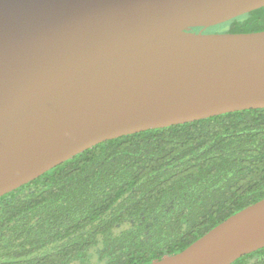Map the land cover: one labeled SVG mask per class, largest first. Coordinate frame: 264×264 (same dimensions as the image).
<instances>
[{
    "label": "water",
    "instance_id": "95a60500",
    "mask_svg": "<svg viewBox=\"0 0 264 264\" xmlns=\"http://www.w3.org/2000/svg\"><path fill=\"white\" fill-rule=\"evenodd\" d=\"M264 0H0V196L99 142L264 108V29L190 31ZM264 246V197L147 264Z\"/></svg>",
    "mask_w": 264,
    "mask_h": 264
},
{
    "label": "trees",
    "instance_id": "16d2710c",
    "mask_svg": "<svg viewBox=\"0 0 264 264\" xmlns=\"http://www.w3.org/2000/svg\"><path fill=\"white\" fill-rule=\"evenodd\" d=\"M223 23L263 30L264 6ZM263 197L264 108L121 135L0 196V264H147Z\"/></svg>",
    "mask_w": 264,
    "mask_h": 264
},
{
    "label": "rangeland",
    "instance_id": "374dc122",
    "mask_svg": "<svg viewBox=\"0 0 264 264\" xmlns=\"http://www.w3.org/2000/svg\"><path fill=\"white\" fill-rule=\"evenodd\" d=\"M227 27L228 26L222 22V23L215 24V25H212V26L207 27L203 32H205V33H220V32H226L227 31ZM71 264H73V263H71Z\"/></svg>",
    "mask_w": 264,
    "mask_h": 264
},
{
    "label": "flooded vegetation",
    "instance_id": "af4514ba",
    "mask_svg": "<svg viewBox=\"0 0 264 264\" xmlns=\"http://www.w3.org/2000/svg\"><path fill=\"white\" fill-rule=\"evenodd\" d=\"M202 28V27H201ZM198 30H200V28H197L196 30H191L190 31H194V32H197ZM202 30V29H201Z\"/></svg>",
    "mask_w": 264,
    "mask_h": 264
}]
</instances>
